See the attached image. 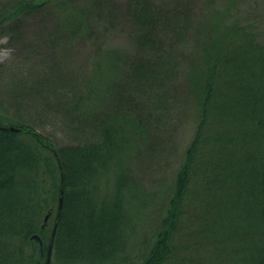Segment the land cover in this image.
<instances>
[{"label": "trees", "instance_id": "16d2710c", "mask_svg": "<svg viewBox=\"0 0 264 264\" xmlns=\"http://www.w3.org/2000/svg\"><path fill=\"white\" fill-rule=\"evenodd\" d=\"M2 1L0 40L8 24L53 12L70 49L96 40L92 18L130 26L133 49L97 45L88 91L44 96L34 112L27 96L56 77L12 81L9 110L0 104V264H46L31 238L47 247L50 213L51 264H264V44L242 8L254 0ZM190 104L195 136L171 185L149 194L133 166L154 159L156 135ZM57 115L89 140L54 145ZM133 212L154 234L137 232Z\"/></svg>", "mask_w": 264, "mask_h": 264}, {"label": "rangeland", "instance_id": "374dc122", "mask_svg": "<svg viewBox=\"0 0 264 264\" xmlns=\"http://www.w3.org/2000/svg\"><path fill=\"white\" fill-rule=\"evenodd\" d=\"M110 1L123 2L125 0ZM1 2L3 1L1 0ZM85 3L83 1L77 5L82 6ZM242 8L244 25L253 26L255 32L261 35L260 42L264 44V0H254L246 3ZM20 21L15 29H12L13 27L8 24L0 40V104L7 110H9L12 101L8 94L12 81L32 72L45 74L46 77L51 78L53 77L49 74L51 71L56 77L54 79L56 81L48 84L49 91L40 93L38 99L27 96L26 108L34 112L32 108L42 104L41 98L44 96H47L48 99L50 97L51 100L55 99L56 102H63L65 99L71 98V94L75 90L77 94L82 95L88 91V80L92 72V55L97 45L103 43L110 48L126 52L133 49L129 40L130 26L123 27L122 31L117 27L115 29L109 26L108 22L102 18L95 19L94 23L93 18L91 19L92 25L98 30L96 40L92 44L78 41L75 43L74 50L70 49L68 39L62 33L61 27L58 26L57 18L53 12L47 15H26ZM55 65L57 68H53ZM97 103L103 107V111L107 109L106 103ZM98 104L96 109L99 110ZM57 113L60 112L57 111ZM173 119L165 133L158 132L156 135V138L162 136V142L165 143L162 148H156L154 159L149 161L145 155L135 167L133 166V172L138 174V181L149 194L158 193L162 188L164 190L165 187L171 185L196 133L198 118L196 110L191 104L185 108L183 105L176 108ZM65 120L66 117L64 119L57 115L47 121L49 125L46 133L53 138L54 145L65 146L77 144L79 140L81 143L84 139L89 140L87 136L83 139H74L68 127L69 123ZM168 138L172 141L168 142ZM111 181L113 182L115 179H111ZM133 216H135L132 219L135 221L137 232H142L146 228L148 236L154 234L155 229L151 230V226L147 225L149 230L145 226L148 221L145 213L133 212ZM145 235L147 234L144 233L143 236ZM37 252L39 255V248ZM136 255L137 251L134 252V256ZM52 261L56 262L55 259Z\"/></svg>", "mask_w": 264, "mask_h": 264}, {"label": "water", "instance_id": "95a60500", "mask_svg": "<svg viewBox=\"0 0 264 264\" xmlns=\"http://www.w3.org/2000/svg\"><path fill=\"white\" fill-rule=\"evenodd\" d=\"M6 130L12 131V132H19L20 130L14 127H10V128H6ZM47 145L49 146V143L47 142ZM60 204H62V199H60ZM51 214H49L46 218H45V225L47 224L48 220L50 219ZM32 241H36L39 246H40V255L43 254L44 251V244L43 241L41 239V237L39 235H34L31 238ZM52 246L53 243L50 246V251H49V255H48V259H47V263L46 264H50L51 263V250H52Z\"/></svg>", "mask_w": 264, "mask_h": 264}, {"label": "flooded vegetation", "instance_id": "af4514ba", "mask_svg": "<svg viewBox=\"0 0 264 264\" xmlns=\"http://www.w3.org/2000/svg\"><path fill=\"white\" fill-rule=\"evenodd\" d=\"M41 228L43 229V228H45L46 230H52L51 231V239H50V241H49V244H48V246H47V248H45L44 247V251H43V254L42 255H39V257H40V259L42 260V261H46L47 262V259H48V255H49V251H50V244H51V240H52V236H53V232H54V229L56 228V225L55 224H49V225H47V227H43V226H41ZM54 250H55V248H54V243H53V248H52V250H51V260H53L54 259Z\"/></svg>", "mask_w": 264, "mask_h": 264}]
</instances>
